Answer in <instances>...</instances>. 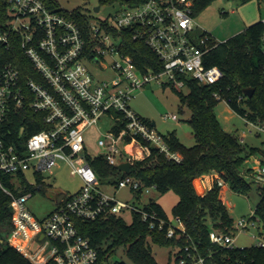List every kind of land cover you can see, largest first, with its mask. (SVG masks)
<instances>
[{"label": "built area", "instance_id": "1", "mask_svg": "<svg viewBox=\"0 0 264 264\" xmlns=\"http://www.w3.org/2000/svg\"><path fill=\"white\" fill-rule=\"evenodd\" d=\"M195 1L136 0L112 17L89 22L86 33L78 22L51 10L42 0H9V18L6 28L0 31V44L8 48L9 41L19 43L40 79L22 80L17 66L0 65V174L9 176L11 184L5 185L0 175V189L11 198L13 225L6 236L7 244L31 264H111L108 259L101 260L89 239L78 232L77 219L92 220L109 214L125 218L126 213L138 212L150 228H162L167 222L139 201L123 202L99 188L97 174L87 159L84 131L98 125L105 115L114 120V125L122 124L119 130L112 127L105 138L98 140L102 155L113 166L144 159L152 147L169 159L182 160L179 152L170 150L164 134L132 110L129 101L153 81L180 89L188 79L207 85L221 79L219 67L204 64V55L218 41L194 22ZM261 21L264 54V19ZM125 30L156 54L160 70L143 71L121 51ZM85 60L100 69H110L113 75L96 80ZM163 75L167 76L166 82L161 80ZM216 97L220 98L218 94ZM25 106L42 113L48 127L30 135L24 127L16 131L13 116ZM164 118L177 120V115L165 114ZM244 119L257 132H264V122ZM59 161L69 165L83 185L75 193H65L54 210L37 219L25 205L33 195L25 188L27 184L36 185V175L51 172ZM28 171L34 173V181L27 180ZM254 172L264 181V156ZM214 183L228 186L219 173L203 174L193 181L200 195ZM112 186L115 191L128 188L132 193L155 189L128 174ZM252 219H238L233 223V233L253 226ZM167 223V237L185 230L179 217H175L176 224ZM233 233L212 229L209 237L216 244L234 246ZM263 243L262 238L257 242ZM197 261L202 263L203 259L198 257ZM180 264H186V260Z\"/></svg>", "mask_w": 264, "mask_h": 264}, {"label": "trees", "instance_id": "2", "mask_svg": "<svg viewBox=\"0 0 264 264\" xmlns=\"http://www.w3.org/2000/svg\"><path fill=\"white\" fill-rule=\"evenodd\" d=\"M53 11L64 14L78 22L83 32L87 33L89 17L81 9L67 10L58 0H42ZM115 0H101V3H112ZM132 4L136 0L128 1ZM138 1V0H137ZM212 0H196L194 14L205 8ZM249 0H242L247 2ZM9 0H0V31L6 28ZM263 33L262 21L247 26L245 30L231 36L225 41L217 42L205 55L206 66H217L222 72L221 79L214 85L201 84L188 79L185 86L187 93L178 91L181 103L191 111L188 122L192 129L195 143L184 145L175 131L164 134L171 151L179 152L182 160L169 159L155 147L144 159L134 161L128 173L110 165L105 156L87 159L98 179H107L116 184L125 175H131L143 186H154L159 194L174 190L179 198L173 206L174 217H179L184 224V232L179 230L172 237L166 236L170 220L156 199L150 198L143 207L154 209L158 216L167 222L162 228H150L148 221L143 220L138 212L132 214L130 222L113 214L102 215L92 220L77 219L78 232L89 239L91 245L99 253L101 260H107L124 247L133 264H158L152 254L150 241L171 246L176 249L175 261L180 264H192L203 259L202 264H264V243L249 246H222L210 240L212 229L221 233H233V218L225 203V186L214 183L203 195L196 192L193 181L196 177L207 173H219L234 192L248 195L253 189L260 196L251 217L261 223V238L264 240V185H252L248 179L244 162L257 151L247 148L235 134L226 131L220 124L215 106L223 99L228 106L243 118L264 122V54L261 46ZM123 42L120 49L129 54L135 64L143 71L147 68L161 69V61L156 54L141 40H135L129 30L123 31ZM12 63L17 66L21 79H40L31 62L26 57L20 44L10 43L9 47L0 44V65ZM252 87L251 97L243 93V89ZM216 94L220 98L216 97ZM16 131L24 127L30 135L46 129L47 123L43 114L34 112L28 106L21 108L14 116ZM143 117V116H141ZM149 124L151 120L143 117ZM122 124L113 126L115 131ZM250 170V169H248ZM5 185L11 186L9 176L0 174ZM36 185L44 188L42 175H36ZM34 185L27 184L25 189L31 192ZM19 194L17 190H14ZM136 201L140 200L141 190L133 192ZM13 225L11 198L0 189V264H31L17 249L9 246L6 236ZM186 247L188 248L186 250ZM192 257H189L188 255ZM111 264H127L123 260H114Z\"/></svg>", "mask_w": 264, "mask_h": 264}, {"label": "rangeland", "instance_id": "3", "mask_svg": "<svg viewBox=\"0 0 264 264\" xmlns=\"http://www.w3.org/2000/svg\"><path fill=\"white\" fill-rule=\"evenodd\" d=\"M60 5L72 10L81 9L89 17V22H95L98 19L112 17L121 7L129 2L115 0L112 3H101V0H58ZM100 6L99 11L94 7ZM264 19V0H212L205 8L194 14V22L201 28L211 33L214 40L225 41L231 36L245 30V28L254 22ZM89 71L95 76V79H102L113 75L110 69H100L98 66L88 60L83 61ZM161 80L166 82L167 76L163 75ZM178 91L187 93L186 86L176 89L171 85H159L155 81L146 87L138 90L130 99L129 104L132 110L139 115L153 120L155 129L161 134L175 131L181 142L186 146H192L195 139L192 134L191 126L188 122L191 111L188 106L181 103ZM217 118L222 127L236 136H238L247 148L255 147L257 151L250 155L244 162V168L247 169L248 179L252 185H264V181L256 177L254 170L259 165L262 156H264V132H257L245 119L234 112L225 100H218L215 106ZM165 114H176L177 120L164 118ZM114 120L109 116H101L98 125H92L85 129L84 140L86 153L90 157L102 154V149L98 145L100 138H105L108 131L112 130ZM250 169V170H248ZM28 181H34L35 175L32 171L26 174ZM44 180V190L34 185L33 195L27 199L25 205L29 212L37 219L44 218L56 206L55 193L72 194L78 191L83 185L81 177L77 173L71 172V167L64 161H59L52 171L42 173ZM99 188L115 196L117 200L132 203L136 199L132 191L128 188H120L115 191L112 184L107 179L99 180ZM225 203L236 222L240 218H249L260 200L259 194L253 189L248 195L234 192L228 186L225 187ZM150 198L156 199L169 220L175 223V217L172 212L173 206L178 201V194L174 190H168L159 194L156 189H150L142 193L140 202L145 203ZM126 222H130L132 215L125 214ZM254 225H249L245 231L233 233V245L237 247L249 246L261 241V223L257 219H252ZM255 236V237H254ZM152 254L158 264H178L175 261L176 249L171 246L153 243L150 241ZM109 262L114 260H123L127 264H133L129 259L125 248L119 247L116 253L111 255ZM192 264H202L200 261H194Z\"/></svg>", "mask_w": 264, "mask_h": 264}, {"label": "water", "instance_id": "4", "mask_svg": "<svg viewBox=\"0 0 264 264\" xmlns=\"http://www.w3.org/2000/svg\"><path fill=\"white\" fill-rule=\"evenodd\" d=\"M99 9H100V6L94 7L95 11H99ZM253 90L254 89L252 87H246V88L243 89V93L247 97H251L252 93H253ZM116 167H117V169L128 173L129 170H130V163L129 162H123V163L118 164ZM64 194L65 193H60V192H56L55 193V201H56V203L60 201V199L64 196Z\"/></svg>", "mask_w": 264, "mask_h": 264}, {"label": "crops", "instance_id": "5", "mask_svg": "<svg viewBox=\"0 0 264 264\" xmlns=\"http://www.w3.org/2000/svg\"><path fill=\"white\" fill-rule=\"evenodd\" d=\"M136 113H137V112H136ZM140 116H141V115H140ZM151 124H152V125H155V122H154L153 120H151ZM176 134H177V133H176ZM177 136H178V135H177ZM179 139H180V138H179ZM141 197H142V195H141ZM141 197H140V198H141ZM140 201H141V200H139V203H141ZM147 202H148V201H147ZM147 202L142 203V205L146 204ZM163 210H164V209H163ZM49 213H50V212H49ZM49 213H48V214H49ZM165 213H166V212H165ZM166 214H167V213H166Z\"/></svg>", "mask_w": 264, "mask_h": 264}]
</instances>
